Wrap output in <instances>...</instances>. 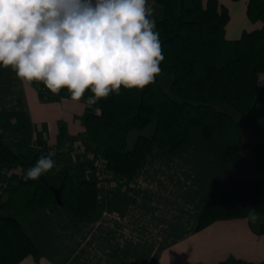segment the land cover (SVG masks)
<instances>
[{
	"label": "trees",
	"instance_id": "16d2710c",
	"mask_svg": "<svg viewBox=\"0 0 264 264\" xmlns=\"http://www.w3.org/2000/svg\"><path fill=\"white\" fill-rule=\"evenodd\" d=\"M153 1L163 10L161 18L154 15L155 30L164 55L161 74L174 77L171 93L156 77L143 89L121 86L119 95L110 93L88 107L84 124L90 149L106 157L108 168L121 182L133 181L138 166L153 146L178 151L197 131L225 137L228 147L224 157L231 164L246 162L244 139L252 132L254 154L264 157V0H247L250 19L263 26L245 31L235 40L226 36L230 12L219 0ZM32 84L45 86L37 81ZM47 95L53 96L51 91ZM89 95H94L90 89L81 100ZM58 96L70 98V93L62 88ZM221 105L234 108L244 122L221 109ZM153 123L156 127L152 135H139L130 149V133L143 131ZM29 152L17 151L0 127V175L4 168L12 166L26 171L44 155L34 149ZM57 164L61 166L58 171L53 169L36 181H21L7 204L16 208L19 215L49 208L64 210L74 220L85 218L99 206L109 208V200L100 198L97 182L82 172L73 173L66 164ZM57 189L61 190L63 205L57 202ZM6 193L0 190V212L6 205ZM19 194L20 203L14 199ZM249 208L264 216V190L242 186L217 194L202 209L198 229L219 220L246 218ZM257 231L264 234V222ZM28 256L41 258L39 243L19 217L0 215V264H19ZM218 264L264 261L228 259Z\"/></svg>",
	"mask_w": 264,
	"mask_h": 264
},
{
	"label": "crops",
	"instance_id": "0c3cea01",
	"mask_svg": "<svg viewBox=\"0 0 264 264\" xmlns=\"http://www.w3.org/2000/svg\"><path fill=\"white\" fill-rule=\"evenodd\" d=\"M219 1L230 12L228 39L263 26L250 19L247 0ZM48 91L45 86L22 84L11 68L0 66V127L7 140L19 152L33 150L34 143L88 146L84 116L89 106L52 93L49 97ZM227 147L225 137L200 131L175 152L155 145L133 181H119L110 193L109 208L99 206L82 219L74 220L60 209L37 208L19 215L9 207L8 215L20 218L42 252L39 260L28 256L19 264L264 261V234L257 231L264 216L255 224L246 218L226 219L198 229L201 211L215 195L242 186L264 190V157L231 164L224 157ZM56 160L84 175L80 163L66 157ZM25 172L20 166L2 171L0 181L11 177L10 191L3 198L6 204Z\"/></svg>",
	"mask_w": 264,
	"mask_h": 264
},
{
	"label": "clouds",
	"instance_id": "9594fccd",
	"mask_svg": "<svg viewBox=\"0 0 264 264\" xmlns=\"http://www.w3.org/2000/svg\"><path fill=\"white\" fill-rule=\"evenodd\" d=\"M155 29L147 0H0V66L24 85L42 82L56 95L66 88L73 101L90 89L91 107L121 86L154 83L164 60ZM54 155H41L23 179L58 171ZM246 219L258 222L255 208Z\"/></svg>",
	"mask_w": 264,
	"mask_h": 264
},
{
	"label": "built area",
	"instance_id": "2783aa9c",
	"mask_svg": "<svg viewBox=\"0 0 264 264\" xmlns=\"http://www.w3.org/2000/svg\"><path fill=\"white\" fill-rule=\"evenodd\" d=\"M32 148L44 155L54 152V157H67L83 166L86 178L97 182L100 198L108 201L110 193L119 184L115 174L108 168L106 157L96 150L90 149L84 144L49 145L34 143ZM11 187V177L0 181V190L8 191Z\"/></svg>",
	"mask_w": 264,
	"mask_h": 264
},
{
	"label": "rangeland",
	"instance_id": "374dc122",
	"mask_svg": "<svg viewBox=\"0 0 264 264\" xmlns=\"http://www.w3.org/2000/svg\"><path fill=\"white\" fill-rule=\"evenodd\" d=\"M147 2L154 9V15L161 18L163 16L162 8L157 3H155V1H153V0H147ZM157 78L160 80L164 89L168 93H171V86H172L174 77L169 76V75L160 74L157 76ZM220 108L231 113L240 122H244V117L241 114H239L234 108H232L228 105H221ZM155 127H156V123H153L152 125H150L148 128H146L143 131H139V130L132 131L130 133V136L128 139L129 148L132 149L134 147L135 142H136L139 135L151 136L153 131L155 130ZM254 145H255V135L252 132H249L244 139V146H245L244 157L247 160H253L255 157V154L253 151ZM118 182H119V180H118ZM121 186H119V188H121ZM9 191H10V189L7 192H9ZM19 196H20V194L17 197L14 196L15 202L20 203L22 201L21 196L20 197ZM14 199H13V201H14ZM5 206L7 207L6 210L0 212V215H8L9 214V207H13L9 204H6Z\"/></svg>",
	"mask_w": 264,
	"mask_h": 264
},
{
	"label": "water",
	"instance_id": "95a60500",
	"mask_svg": "<svg viewBox=\"0 0 264 264\" xmlns=\"http://www.w3.org/2000/svg\"><path fill=\"white\" fill-rule=\"evenodd\" d=\"M55 192H56V198H57L58 204L59 205H63L64 202H63V199H62L61 190L60 189H57Z\"/></svg>",
	"mask_w": 264,
	"mask_h": 264
}]
</instances>
